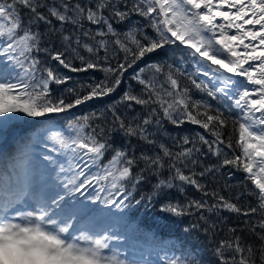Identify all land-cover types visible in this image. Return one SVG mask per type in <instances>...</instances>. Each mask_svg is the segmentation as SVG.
<instances>
[{
  "label": "snow or ice",
  "instance_id": "snow-or-ice-1",
  "mask_svg": "<svg viewBox=\"0 0 264 264\" xmlns=\"http://www.w3.org/2000/svg\"><path fill=\"white\" fill-rule=\"evenodd\" d=\"M134 15L144 27L130 22ZM115 24L128 26L120 31ZM166 47L180 59L134 72L139 91L129 86L116 102L141 113L124 117L110 105L107 127L93 124L104 112L52 126L54 116L111 95L129 69ZM41 53L73 73L101 71L103 79L54 95L51 85L72 77ZM193 88L206 99H193ZM233 112L238 152L223 135ZM165 121L198 126L212 139L173 136ZM132 139L147 148L137 154ZM203 146L218 165H203ZM225 168L232 169L229 180L244 174L255 206L201 183ZM143 184L151 188L137 198ZM187 187L201 198H171L173 190L186 196ZM156 202L169 217L195 215L183 231L210 235L211 258L156 237L129 248L142 235L131 213H147ZM225 211L256 216L244 223L259 245L231 226L217 241ZM0 264H264V0H0Z\"/></svg>",
  "mask_w": 264,
  "mask_h": 264
},
{
  "label": "trees",
  "instance_id": "trees-1",
  "mask_svg": "<svg viewBox=\"0 0 264 264\" xmlns=\"http://www.w3.org/2000/svg\"><path fill=\"white\" fill-rule=\"evenodd\" d=\"M24 12H27L25 9ZM22 12V15L24 14ZM25 22H27V17H25ZM131 23L134 24H140L141 27H144L145 23L141 17L133 16L131 18ZM54 24H57L55 20L53 21ZM118 30L123 31L128 25L127 24H115L114 25ZM67 30L71 31L72 26L67 25ZM90 27L87 23H85V28ZM95 28V26H91ZM40 30L43 32L45 31L44 25L40 26ZM146 31L149 35H154L151 28H147ZM56 47L60 48L61 45L58 41L55 42ZM44 46H47L45 44ZM82 55H85L87 57V53L83 51V49L80 50ZM103 55V53H101ZM40 59L44 61H50V57L45 54H40ZM120 59H123V54H120ZM180 59L179 52H173V50L170 47H166L165 49L159 51L158 53L151 54L149 56H146L143 60L139 61L133 68L129 69L123 77V81L121 85L116 89L115 92H113L111 95L104 97L103 99H94L82 106H79L77 108L72 109L68 113L60 114L58 116H54L52 118V126L54 128H66L69 121H72L76 119L77 117L83 116L86 113L96 112L101 113L104 112L105 118L101 120H94V125H101L104 127H107V123H110L112 120V112L106 111L110 105H115L116 112L124 117H134L141 113L142 109L140 106H135L134 111H128L122 104L116 103L119 101V98L124 93V91L129 87H133L136 91H139L140 86L135 83L131 79L134 72L139 70L140 68H143L146 64L149 62H159V63H173L174 60ZM51 66L57 67L60 72L67 74L68 76L72 77V80L65 84V85H51L54 95H60L62 92H64L65 88L72 87L78 82H89L93 77L97 81L103 79V72L101 71H93L89 70L87 72H79V73H73L68 71L67 69H63L60 67L57 62L50 61ZM73 63L76 67H80V61L74 60ZM113 64H115V61H113ZM187 70L189 72L192 71L190 66H186ZM181 83L182 84H188L189 87H191L189 81L185 77H181ZM192 96L195 100L200 99H206L200 92L196 91L194 88L192 89ZM215 105L214 101H209ZM236 113L233 112L230 118L228 119V126L223 130V135L225 138V141H228L229 136H231V142L234 148H236L237 152L239 149L236 146V140L238 138V135L235 131V129H238V123H234ZM165 127L171 135H180V136H195L197 132H200L206 136H208L209 139H212V137L205 133L203 129L199 128L198 126L185 123L182 127L176 128L173 125L167 123L165 121ZM158 139H162L158 137ZM116 142L122 144L123 140L119 139V137L116 138ZM165 143H168L169 145L172 144L171 140L165 139ZM132 145L136 147L137 154L141 150H144L147 148L146 145L141 143L140 141H137L136 139H132ZM149 152H151V149H148ZM111 153L106 155L104 157V161L106 162L109 158ZM222 159V157H221ZM200 160L203 163L205 167L207 166H215L220 163V159L213 156L209 151L207 146L202 147V154L200 155ZM142 166V165H141ZM95 171V169H93ZM135 171V169H134ZM232 171V169L225 168L223 169L222 174H218L217 180H213L211 177L206 178L205 180H201V183L207 184L209 189H216L220 195H223L226 198H232L234 201L236 200V197L240 195L239 203L245 207H247L249 204L251 206L256 205V200L254 197L249 196L246 191V184L247 188L251 189L252 185L250 182H246L244 179V174L242 172H234V175L229 180L227 179L228 172ZM165 175H167V172H165ZM222 176V178H221ZM152 182H155V178L152 179ZM226 184L230 187H226ZM151 185L150 184H143L140 186V188L135 193L136 197L139 198L141 194L146 193L150 190ZM243 194V195H241ZM201 193L197 192L192 187H187L186 196L181 195L178 191L173 190L170 193V196L173 200H179L182 203L185 202V199H199L201 198ZM159 202H156L154 207L145 213L144 211H138V215L136 212L131 213L135 223H137L140 226V233L142 235H138L136 238H133L129 241V248H131L133 245L140 246V245H147L151 242L150 237H156L157 239L161 240L164 243L172 242L177 245V248L185 247L193 252H196L199 254V256H202L205 260H208L211 258V250L213 247V241L211 236H206L201 231L199 237L195 233H185L183 231L184 227L189 225L190 223L194 222L196 217L195 215L192 216H185L181 218H174L169 217L166 213H161L159 211ZM221 221L217 222V231L219 232L218 235H216L215 239L218 241L223 236L224 233L227 231L228 227H236L237 229H243V231H238V234L243 238L244 242L246 243H252L254 245H259L260 241L257 239V237L253 234H251L244 223V221L252 220L254 221L257 219L256 216H250V217H244V216H237L234 213L230 212H222L221 214ZM212 220H217L216 216H212ZM223 227V231H219V229Z\"/></svg>",
  "mask_w": 264,
  "mask_h": 264
}]
</instances>
